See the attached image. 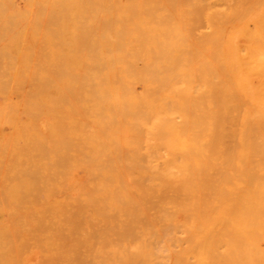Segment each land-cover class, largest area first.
Masks as SVG:
<instances>
[{"label": "rangeland", "instance_id": "1", "mask_svg": "<svg viewBox=\"0 0 264 264\" xmlns=\"http://www.w3.org/2000/svg\"><path fill=\"white\" fill-rule=\"evenodd\" d=\"M34 1L36 2H33V0H0V49H3L0 50V145L2 146H0V177L2 176L0 178V191L4 189L3 191H1L3 193V196L1 195L0 197L2 199L0 200V214L3 217H0V228H2L0 230V264H67V262H69V264H92V262L93 264H106V262H109V260V264H124V258L128 260V264H156V262L157 264H164V262L165 264H203V262L200 263V258L202 256L203 259H209L212 264H243V234H192L189 232L181 231L168 233L166 231H154L150 229L134 230L130 235H128L129 233H125V236L120 232H118L120 234L116 233L118 231L117 229H119V226L121 224L132 220L121 222L120 220L124 221L125 219H119L116 217H109L107 218V220H105L104 218L102 220L99 219L101 222L97 220L98 223L100 222V224L103 225L106 224L105 221H109V224L107 222L108 226L112 223L113 225L114 223H117L114 225L116 228L118 227L116 229L117 231H107L108 229L103 228L104 226L102 225L103 231L105 230L107 234L102 231L100 224L98 225L96 220L88 221L89 219H83V222H81V219H79L80 223L79 220L77 222L80 226H78L77 228L78 230H80L78 231L77 228L76 230L74 228H69L72 232H69L70 230H68L67 232L65 231L66 229L61 232L56 231V228H53V224L57 223V221L62 222L63 220L61 219H64L66 217L65 215H67L69 202L62 203L66 200L64 198H67V196H69L68 198L70 199L67 200L71 201L72 198L77 199L76 197H79L78 199L80 200V192L84 181L83 176L86 169L95 170V168L101 167L130 168L148 166H180L179 163L181 159L191 160L192 157L194 158L201 155V152L206 150L205 148L208 147L207 140L209 138L208 124L210 120V104L212 103V91L215 84V78L216 81H219V79L221 80L224 77L226 80L224 78L223 80L230 84V88L232 87V90L238 91H236L237 93L233 91V96L234 99L236 98L235 103L238 101L237 106L239 105L238 107L240 109L243 105L244 106L242 107V109L250 104H256L255 102L251 101L254 92H252L251 89L246 87L245 85V87L242 85L243 75L242 79H239L234 72L231 73V71L227 72L226 70V72L228 73L227 76H229V78L226 76L222 77V75H225V73L223 72L224 70H222L224 74H220L213 78V64L215 61L213 60V54L211 51V26L210 20L207 16V10L214 13L221 12L222 10H241V17L238 18L237 16V18L240 19L239 21L236 19L235 15L231 16L230 14L227 17V23L225 22L226 24L224 29H220L223 37L225 38H223V43H221L220 45V50H223L224 53L228 54L230 49L229 39L231 37H234L237 40V43L240 45L239 48L242 53H240L238 47H236L235 45L232 46V50L235 48L233 50V53L237 55L239 52L238 55H242V50L244 49V47H251V41L249 42V40H246V38L248 37V33L247 35L245 33V36L247 37L244 36V32L246 31L242 30L245 29L243 27V23L246 22V19H249L252 12L257 11V6L259 7L260 4H263L264 0H254L253 3L252 0L251 6L249 2V7H247V2V6L243 5L241 6V8L240 5L245 4V2L238 3L237 0H235L236 2L234 0H205V2L203 1L205 5L210 2L212 4L211 7L213 6L211 8L208 5H204V10L207 8V10L205 11H201L197 7V0H131L132 2H124L123 0ZM40 1L44 4V8L46 9H43V7H41L43 6V4ZM242 1L245 0H241V2ZM47 2L49 4L46 5ZM229 2L230 4H228ZM33 3H37L38 6L40 5L39 3H41V6H39L41 8L40 12L42 16L46 18L44 22V27L47 26L45 28V31H51V34L48 33L51 38L49 37V41L41 42V44L39 43L41 45V50L39 48V45L38 49L36 47L37 51H41L40 53H38L39 51L35 53L38 55H35V57H37L35 60H38V62L36 61L35 63L36 65L33 64L34 62H32L31 57L30 60H28L29 58L27 59L28 62H32V64L35 66H31L32 64L29 63V66H31L30 74L28 70H25L27 68H22L24 70H17L15 68H10L8 64L5 65L3 60V47H5V45L3 44V46L2 43H5L6 34H8L10 28L17 21V18L20 17L21 12L23 10H31V7L26 6L25 4L28 5ZM233 3L236 5V7L235 5H233ZM231 4L233 7L231 6ZM48 5H50V12L48 10ZM223 8L229 9L227 10ZM245 8L249 9L247 10ZM243 10L249 11V13L247 12L246 14V12H244ZM46 11H48V13L44 15V12ZM115 11L118 12L119 15ZM29 13L27 12V15H29ZM32 13L35 14L37 12L31 11V14ZM131 13L133 14L131 15ZM243 15H245L244 18L242 17ZM140 17H144V19L146 18L148 20H143V18L141 19ZM137 18H139V21H135L137 20ZM129 19L132 20V22ZM123 21L125 22L122 23ZM45 23H49V25ZM115 25H117L116 27H119L116 28ZM127 25L129 26L127 27ZM227 25L232 26L228 27ZM108 27L113 28L110 30V28ZM156 32H159V34ZM130 34H132L131 37ZM242 34L244 38L240 37L242 36ZM159 35H161V37ZM100 38H102V41ZM128 38L131 40L129 41ZM253 40H256V43H259L260 41L258 39ZM246 41H248L249 43L248 46L246 45ZM106 43L107 45H112V47H106ZM125 45L126 47H128L127 49ZM242 45H244V47H242ZM241 47L243 49H241ZM103 48H105L106 50ZM135 48L137 51L135 50ZM196 49L197 51H195ZM119 52L121 53V55ZM224 53L222 52L221 58H218L217 60V62L219 60H224L223 64L222 62H219L222 65L218 63L222 68L224 64H228L227 66H230L226 55L224 57L222 56ZM145 59H147L146 62ZM262 59H264V56H262L261 60ZM134 60H136V62ZM225 61L227 62V64ZM262 62H264V60L261 61L259 75H261L262 77H259V81L261 82L263 80V83L261 82L259 83V85L263 84L262 86H260V88L263 89L264 74L262 73L261 69L262 67H264V63ZM154 64H156L157 67ZM232 65L237 66L236 61L235 63L233 61ZM236 66L235 68H237ZM182 67L185 69L182 70ZM224 67L225 69L227 68L226 66ZM179 68L182 69L180 70ZM28 69H30V67ZM139 69H141V71ZM143 69L146 71H144ZM234 70L235 69H233V71ZM28 73L30 74V76ZM97 73L98 75H100V77L102 76L101 80H103L102 82H104V85L106 84L101 96L98 97V101L100 103V105L98 104V107L100 108L98 110H96L95 107L96 94L93 95L94 93H96L94 92V90H96V87H94V83H92L94 80L96 85V81L94 79L96 78V76L94 74ZM123 73L125 74V76L127 74L126 80V77L123 78ZM229 73L232 75V82L230 80L231 77ZM90 75L91 78L89 80V78L87 77H90ZM92 76H94V78H92ZM113 76L115 77L112 80ZM85 81L88 84H92L91 86L92 88L94 87V90L89 85V89H85L87 86V84H85ZM154 81L158 84H156ZM125 83H130L133 86L135 91L140 94V98L143 99L142 101L144 103L141 108H135L137 109L136 115L139 114L140 116H137L143 118H135L133 124L127 122L124 117L121 119L117 118L116 115V111L118 109V94L114 91V87L119 84L121 87H124ZM221 83L223 82L221 81ZM239 84H241L242 86H239ZM16 85L17 87H14ZM109 85H111L112 87H109ZM233 85H236L238 87ZM17 88H20L21 90H18ZM91 89L92 91H90ZM108 90H110V93ZM86 91L93 94L90 95L89 93H86ZM240 93L242 94L241 96H239ZM6 100L8 103H6ZM243 100H247L248 102L246 101L245 104H243ZM21 102L23 103L21 104ZM262 103L264 105V100ZM31 104L35 106H32ZM263 105L260 110V115H263L262 117L260 116V120H262L261 124H263L262 131H264ZM239 108L237 112L238 114L240 110ZM202 127H204L203 130H201ZM173 128H175L176 131ZM198 128L199 130H201L200 132ZM190 131L193 133H191ZM192 134L194 135L192 136ZM228 135L229 136L226 135L227 138H225V140L227 141H230L228 137H232L231 139H234L233 141L237 139L236 136H234L233 138L232 135H234V133H228ZM262 138H264V136ZM117 140H120V144ZM179 140L181 141L180 145L183 143L182 146L179 145L175 150L172 151L171 144L177 143ZM128 144L129 146H127ZM234 144L235 143H233L231 140L228 145L234 146ZM17 146L19 147L16 148ZM158 146L159 148L161 146V149L157 148ZM163 146L165 148L167 146L169 147L165 149ZM199 146L201 147V149H198L200 148ZM24 147H27L28 149ZM35 148H37L38 150H35ZM141 150L142 152H140ZM147 153H149L148 156ZM157 156L158 159H160L161 157V159L163 160L173 157L177 164L157 165L155 164ZM112 158L113 160L115 159V161H113ZM152 159L154 162L152 161ZM38 160H40L42 165ZM103 161H106V164H104L105 162ZM124 161L126 162L124 163ZM129 162L131 165L129 164ZM113 163L115 164L113 165ZM1 170L4 171L1 172ZM74 175L76 178H74ZM71 178L74 179L72 180ZM68 184H71V186H68ZM72 184H75V186ZM78 184L80 187H78L80 192L78 191V188H76V191L79 192L76 193L74 189L76 186H78ZM80 184L82 186H80ZM61 186H65L67 190L65 191V189ZM72 186H74V188L71 190ZM62 191L65 192L64 194L66 196L62 194ZM67 191L70 192H68L69 195H67ZM71 191L74 192L71 193ZM76 194L78 195L76 196ZM58 204H64L63 207H65L63 208V210L62 206L60 207V205ZM56 205L58 206L55 207ZM57 208L60 210H58ZM61 213L63 215L65 213L64 217L60 215ZM112 218H114L115 221L111 222L110 220H112ZM136 220L138 222L140 221V224H145L146 221L148 223L158 222V220L146 218H137L135 220L133 219L134 222H132L137 224L138 222ZM86 221L88 222V224H97L96 226L99 230V234H97V231H95L96 226L94 227L92 225V228L86 223ZM102 221L105 223H102ZM82 223L84 225H82ZM89 227L91 228L89 229ZM92 232L96 233V237L99 238L97 239L95 236V238L92 237L94 235V233L93 235L91 234ZM72 233H74L73 235H76V237L79 239L87 238L86 235L88 234L87 236L96 240V242L94 241L95 245L97 243L101 244L103 242L104 246L102 244V250L107 254H104L102 253L103 251H100L102 254L100 255L99 253L98 255L96 251L99 252V250H101V246H99V248L98 245H96L95 247L98 248H95V250L93 246L94 244L91 245L92 240L90 239L89 241H84L86 243H84L83 240H80V242H83L81 243L84 244V247L87 245L86 247L89 248V250H92V252L95 251V255L97 254L99 256L98 257L96 255L98 257L97 259L95 256H93L92 258L91 255L93 254H90L91 251L85 249L84 247L83 249L80 248V252L84 250L85 252L83 251L82 254L86 256L82 254L79 255L82 257L84 256L86 259L83 260L81 258L82 260H78L80 259V257L78 259H75L76 257H74V255H72L71 253L70 256L74 257L75 261L73 258L69 256L67 257V254L64 255L65 253L63 250L65 249V247H62L64 245V241L62 243V239L65 238L63 240L68 241V239L70 238V240H73V238L75 237L71 236ZM101 233L103 234L100 235ZM109 233L112 234V238L116 240V246L114 245V243H112V240L114 239L111 238V240L110 238H108L111 237L109 236ZM90 234L92 236H90ZM175 234L178 235L175 236ZM101 236L107 239V241L103 239L102 242H99ZM119 236L120 238H118ZM224 237L226 239H224ZM181 238H184V243ZM108 239L112 241L111 245H114L113 247H117L118 251L115 258H109V256H111L113 253L112 251L108 252L112 248L111 245L109 246ZM193 241H195L194 244ZM105 242L107 244V247L105 246ZM58 243L62 246H59ZM157 244L159 247H157ZM182 244L184 246H187L184 247ZM175 245L177 251L175 249H172L171 247L173 246V248H175ZM201 245H203V248ZM260 245L264 247L263 243H260ZM104 247L107 249H105ZM165 247L168 249H166ZM53 248L56 251L53 250ZM86 250L87 252H89V254L86 252ZM59 251L61 252L59 253ZM263 251L261 253V256L263 255L264 258ZM127 252L129 254H126ZM152 252L154 253L153 256ZM206 252L209 255H207ZM88 255H90L91 257H88ZM102 255L106 256V261L103 259L105 257H100ZM65 256L67 258V261L66 259H64ZM99 258L104 260V262ZM166 258H169V261ZM68 259L70 261H68ZM98 259L100 260L99 262L102 261L103 263H99ZM95 261L96 263H94Z\"/></svg>", "mask_w": 264, "mask_h": 264}, {"label": "bare ground", "instance_id": "2", "mask_svg": "<svg viewBox=\"0 0 264 264\" xmlns=\"http://www.w3.org/2000/svg\"><path fill=\"white\" fill-rule=\"evenodd\" d=\"M12 1V0H11ZM26 1V0H25ZM29 1V0H28ZM32 1V0H30ZM83 1V0H82ZM124 2H130L131 0H123ZM141 1V0H140ZM203 1L205 2V0H197V7L202 11L204 10V5L205 3H203ZM210 1V0H209ZM235 1V0H234ZM252 0H245V1H238L239 3H243L245 2V4L240 5H246L247 6V2H248V6L249 7V2H250V6ZM23 2V1H22ZM33 2H36L33 0ZM39 2V1H38ZM41 2V1H40ZM45 2V1H44ZM49 2V1H48ZM46 3L49 4V3ZM132 2V1H131ZM143 2V1H142ZM145 2V1H144ZM208 2V1H207ZM236 2V1H235ZM254 2V0L252 1V3ZM42 3V2H41ZM41 3H39L41 6ZM141 3V2H140ZM210 3V2H209ZM209 3H207L206 5L211 7V3L209 5ZM262 3V2H261ZM16 4V3H15ZM43 4V3H42ZM51 4V3H50ZM126 4V3H125ZM129 4V3H128ZM227 4V3H225ZM230 4V2L228 3ZM26 6H30L31 10H23L21 12V15L19 18H17V21L13 24V26L10 28L8 34H6L5 37V43H2V45L4 44L5 47L4 48V56H3V60L5 65H9L10 68H15V69H21V70H28L29 73L31 71V66H34L33 64L36 63V61L38 62V60H35L38 56L37 53H40L41 48H40V44L41 42H45V41H49V37L50 35L48 33H50L51 31H45V28L47 26L44 27V22L46 20L45 17L42 16L41 12H40V7L38 6L37 3H33V4H25ZM205 5V6H206ZM224 5V2H223ZM233 5H235L233 3ZM239 5V4H238ZM13 6V5H12ZM16 6V5H15ZM49 6V12H50V5ZM47 6V7H48ZM114 6V5H113ZM130 6V5H129ZM226 6V5H225ZM232 6V4H231ZM245 6V7H246ZM17 7V6H16ZM19 7V6H18ZM44 8V4L43 6ZM122 7V6H121ZM134 7V6H132ZM176 7V6H175ZM213 7V6H212ZM211 7V8H212ZM229 7V6H228ZM233 7V6H232ZM236 7V5H235ZM239 8V7H238ZM243 8V7H242ZM256 8V6H255ZM123 9V8H122ZM134 9V8H133ZM223 9H227V8H223ZM229 9V8H228ZM227 9V10H228ZM231 9V8H230ZM247 9V8H245ZM249 9V8H248ZM247 9V10H248ZM121 10V9H120ZM179 10V9H178ZM207 10V8L205 9ZM204 10V11H205ZM232 10V11H231ZM228 10V11H224L222 10L221 12H209L207 10V16L210 20V26H211V43H212V54H213V60L215 61L213 64V78L215 76H218L220 74H224L223 76H226L229 78L228 75V71L231 73L234 72L235 75L237 76V78L242 79V75H243V86L245 85L246 87L250 88L252 92H254V94L251 95L252 99L251 101L255 102L253 104L255 105H248L245 106L243 109L242 106L241 109L237 106V102L235 103V99L233 96V91L236 92L235 90H232V87L230 88V84H228V82H225L223 80V78L219 81H216L214 79V86H213V91H212V103L210 104V120H209V138L207 140L208 142V147L205 148L206 150H204L203 152H201V155L197 156V157H192L191 160H187L184 159L180 161L179 165L177 166V162L175 161V159L169 158L166 160L158 159V156L155 160V164L159 165V164H169V165H176V166H153V167H130V168H95V170L92 169H86L84 176H83V186L80 184V186H82L81 192L79 190V184L78 186L75 187L74 191L77 193L78 191L81 193V198L80 200L78 199L79 197H76L77 199H71V201H68L70 198H68L69 196H67V198L65 201H63L62 203H68L69 202V209L67 211V215L64 219L62 218L61 220H63L62 222H58L53 224V228H56V231H67L74 228L76 230V228L80 225H78L81 222H83L82 220L84 219H89L88 221L91 220H98L99 219H105L107 220V218L109 217H116L119 219H125L124 221L120 220L121 222H125L126 220H132L133 219H155L158 220L157 223H148L146 221L145 224H140L137 220V222L139 223H133L132 221H127L124 224H121L119 226V229H117L114 225L117 223H113L109 224V221H105L106 224H100V222L97 224H100V227L102 228V225L104 226L103 228H107V231H117L116 233L120 232L122 235L124 234L126 236L127 233H129L128 235H130L134 230H154V231H166V232H176V231H181V232H189V233H206V234H213V233H234V234H243V264H263L264 262V258L263 255L261 256L262 251L264 250V247H262L260 245V243L264 244V138H262L264 136V131L263 127L261 124L262 120H260V116L262 117L263 115H260V110L261 107L263 105V100H264V88H260L259 83H263V80L260 82L259 81V77L261 75H259L260 72V67H261V61H263L264 59L261 60L262 54H264V2L263 4H260V6H257V11L256 12H252L249 19H246V22L243 23V27L245 29H242L244 32V36L245 33L247 35L248 33V37L246 38V40H249L250 42V46L251 47H244V45H242V47H244V49L241 47V49H243V54L242 55H236L233 53V49L232 50V46L235 45L236 47H238V50L240 51L239 48V44L237 43V40L234 37H231L229 39V53L226 54L224 53V51L220 50V45L221 43H223V35L222 32L220 31L221 28L224 29L225 24L227 23V17L231 14L235 15L236 19L239 21L240 19H238L239 17H241V10H237L234 11L233 9ZM31 11L37 12L35 14H31ZM131 11V10H130ZM142 11V10H141ZM244 12L249 13V11L243 10ZM13 12V11H12ZM20 12V11H19ZM27 12L29 13V15H27ZM97 12V11H96ZM116 12V11H115ZM121 12V11H120ZM144 12V11H143ZM48 11L44 12V15L47 14ZM98 13V12H97ZM118 13V12H116ZM134 13V12H133ZM131 13V15L133 14ZM145 13V12H144ZM237 13V14H235ZM243 13V12H242ZM16 14V13H15ZM14 14V15H15ZM32 16H31V15ZM143 14V13H141ZM245 14V15H246ZM119 15V13H118ZM121 15V14H120ZM130 15V14H128ZM139 15V14H138ZM245 15H243L242 17L244 18ZM107 16V15H106ZM127 16V15H126ZM134 16V15H133ZM152 16V15H151ZM238 16V18H237ZM104 17V16H102ZM119 17V16H118ZM138 17V16H137ZM114 18V17H113ZM120 18V17H119ZM141 18V17H140ZM143 20L144 17H142ZM141 18V19H142ZM231 18V17H229ZM128 19V18H127ZM132 19V18H131ZM139 18H137V20L135 21H139ZM235 19V18H233ZM242 19V18H241ZM97 20V19H96ZM107 20V18H106ZM130 20V19H129ZM148 19H146L147 21ZM208 20V21H209ZM13 21V20H12ZM100 21V20H99ZM115 21V20H114ZM132 22V20H130ZM142 21V20H141ZM125 21H123L122 23H124ZM226 22V23H225ZM241 22V21H240ZM107 23V22H106ZM134 23V20H133ZM47 24V23H45ZM49 25V23L47 24ZM92 26V25H91ZM117 25H115L116 27ZM129 25H127L128 27ZM133 26V25H131ZM144 26V25H143ZM146 26V25H145ZM228 27L232 26V25H227ZM226 26V27H227ZM98 27V26H97ZM119 27V26H118ZM116 27V28H118ZM125 27V24H124ZM142 27V26H141ZM110 28V27H108ZM113 28V27H112ZM110 28V30L112 29ZM104 29V28H103ZM115 30V29H114ZM130 30V29H129ZM137 30V29H136ZM228 30V29H227ZM126 31V30H125ZM132 31V30H131ZM159 34V32H156ZM243 33V32H242ZM51 34V33H50ZM114 34V33H113ZM123 34V33H122ZM135 34V33H134ZM109 35V34H108ZM126 35V34H125ZM132 34H130L131 37ZM138 35V34H137ZM156 35V34H155ZM5 36V34H4ZM99 36V35H98ZM135 36V35H134ZM132 36V37H134ZM157 36V35H156ZM161 37V35H159ZM225 36V35H224ZM101 37V36H100ZM106 37V36H105ZM118 37V36H117ZM125 37V36H124ZM159 37V38H160ZM241 38L243 37L240 36ZM51 38V37H50ZM99 38V37H98ZM157 38V37H155ZM102 41V38H100ZM127 39V37H126ZM146 39V38H145ZM225 39V38H224ZM253 39H258L260 40L259 43H256V40L254 41ZM3 40V38H2ZM105 40V39H103ZM128 40L130 41L131 39L128 38ZM156 40V39H155ZM245 40V39H244ZM126 41V40H125ZM133 41V40H132ZM98 42V40H97ZM109 42V41H108ZM111 42V41H110ZM134 42V41H133ZM132 42V43H133ZM247 42V46H248V41ZM245 42V43H246ZM40 43V44H39ZM47 43V42H46ZM100 43V42H99ZM126 43V42H124ZM128 43V42H127ZM48 44V43H47ZM122 44V43H121ZM258 44V45H257ZM1 45V44H0ZM3 45V46H4ZM38 45L40 50L37 51L38 49ZM45 45V44H43ZM104 45V44H103ZM102 45V46H103ZM107 45V43H106ZM115 45V44H114ZM127 45V44H126ZM125 45V47H126ZM151 45V43H150ZM245 45V46H246ZM254 45V46H252ZM256 45V46H255ZM112 47V45H107L106 47ZM124 46V45H123ZM140 46V45H139ZM154 46V45H153ZM37 47V49H36ZM116 47V46H114ZM182 47V46H181ZM128 47H126L127 49ZM143 48V47H142ZM148 48V47H147ZM170 48V47H169ZM174 48V47H173ZM222 48V47H221ZM105 49V48H103ZM118 49V47H117ZM125 49V50H126ZM224 49V48H223ZM3 50V49H0ZM36 50V52H35ZM44 50V49H43ZM106 50V49H105ZM111 50V49H109ZM133 50V49H132ZM136 50V48H135ZM164 50V49H163ZM185 50V49H184ZM225 50V49H224ZM92 51V50H91ZM127 51V50H126ZM137 51V50H136ZM160 51V50H159ZM158 51V52H159ZM165 51V50H164ZM197 51V49L195 50ZM263 51V52H262ZM122 52V51H121ZM224 53L222 56L224 57L226 55V57L228 58V63L230 66H227V62L224 66H226L227 68L225 69V67L223 66V68L219 65L221 63L219 62H224V60L222 61H218V58H221V53ZM34 53V54H33ZM120 53V52H119ZM133 53V52H132ZM175 53V52H174ZM240 53H242L240 51ZM110 54V53H108ZM128 54V52H127ZM149 54V53H148ZM34 55V56H33ZM47 55V54H46ZM60 55V54H59ZM106 55V54H105ZM121 55V53H120ZM132 55V54H131ZM176 55V54H173ZM33 56V58H32ZM100 56V55H98ZM115 56V55H114ZM134 56V55H133ZM30 57L32 59V62H34L32 64V62H28V60H30ZM130 57V55H129ZM151 57V56H150ZM160 57V56H159ZM39 58V57H38ZM122 58V57H121ZM147 58V57H145ZM152 58V57H151ZM104 59V57H103ZM106 59V58H105ZM143 59V58H142ZM183 59V58H182ZM224 59V58H223ZM35 60V61H34ZM42 60V59H41ZM147 59H145L146 62ZM154 60V59H153ZM113 61V60H112ZM136 62V60H134ZM236 61L237 66L236 65H232V62ZM243 61V62H242ZM134 62V64H135ZM156 62V61H155ZM154 62V63H155ZM180 62V61H179ZM29 63L32 64L31 66H29ZM101 63V62H100ZM126 63V62H125ZM157 63V62H156ZM219 63V64H218ZM243 63V64H242ZM264 63V62H262ZM97 64V63H96ZM221 64V65H222ZM36 65V64H35ZM120 65V64H119ZM118 65V66H119ZM124 65V64H122ZM127 65V64H126ZM146 65V64H144ZM156 66V64H154ZM197 65V64H196ZM30 69H28L29 67ZM133 66V65H132ZM131 66V67H132ZM143 66V65H142ZM234 66V67H232ZM235 66L237 68H235ZM35 67V66H34ZM111 67V66H110ZM124 67V66H123ZM121 67V68H123ZM134 67V66H133ZM157 67V66H156ZM160 67V66H159ZM170 67V66H169ZM180 67V66H179ZM220 67V68H219ZM24 68V69H22ZM107 68V67H106ZM149 68V67H148ZM183 68V67H182ZM181 68V69H182ZM222 68V69H221ZM235 69L233 71V69ZM33 69V67H32ZM137 69V68H136ZM180 69V68H179ZM178 69V71H179ZM180 69V70H181ZM185 68H183L182 70H184ZM187 69V68H186ZM11 70V69H10ZM35 70V69H34ZM138 70V69H137ZM141 71V69H139ZM144 70V69H143ZM149 70V69H148ZM222 70H224L222 72ZM227 70V72H226ZM262 73L264 74L263 70L264 67H262ZM27 71V72H28ZM79 71V70H78ZM103 71V70H102ZM146 71V70H144ZM221 71V72H220ZM14 72V71H13ZM12 72V73H13ZM25 72V71H23ZM98 72V71H97ZM115 72V71H114ZM113 72V74H114ZM119 72V71H118ZM175 72V71H174ZM28 73V74H29ZM99 73V72H98ZM94 74L96 76V78H94V76H92V78L95 79L96 81V85L95 82L93 80L92 83H94V87H96V90H94V87L92 88V84H88L86 81L85 84H87V86L89 85L94 92L96 93H89L88 91H86V93H89L90 95L96 94V110L100 109L98 106L100 105L99 101H98V97L101 96L103 90L105 89V85L104 82H102L103 80H101L100 75ZM144 73V72H142ZM150 73V71H149ZM26 74V73H25ZM24 74V75H25ZM31 74V73H30ZM29 74V76H30ZM46 74V73H45ZM101 74V73H100ZM119 74V73H118ZM117 74V75H118ZM124 74V73H123ZM122 74V75H123ZM230 74V73H229ZM262 74V75H263ZM120 75V74H119ZM118 75V76H119ZM139 75V74H138ZM146 75V74H145ZM188 75V74H187ZM46 76V75H45ZM127 76V74H126ZM125 74L123 76L126 77ZM232 75L230 74V77ZM235 76V77H236ZM13 77V76H12ZM115 76H113L112 80L114 79ZM154 77V76H153ZM177 77V76H176ZM219 77V78H220ZM233 77V78H235ZM262 77V76H261ZM5 78V77H4ZM8 78V77H7ZM91 78L90 77H87ZM190 78V77H189ZM9 79V78H8ZM12 79V78H11ZM15 79V78H14ZM17 79V78H16ZM30 79V78H29ZM127 79V77L125 78V80ZM131 79V78H129ZM225 79V78H224ZM18 80V79H17ZM27 80V78H26ZM88 80V82H89ZM91 80V81H92ZM157 80V78H156ZM187 80V79H186ZM185 80V81H186ZM226 80V79H225ZM231 82L232 77H231ZM105 81V80H104ZM150 81V80H149ZM174 81V80H173ZM221 81L223 83H221ZM3 82V81H2ZM16 82V81H15ZM20 82V81H19ZM155 82V81H154ZM225 82V83H224ZM156 84H158L157 82H155ZM217 83V84H216ZM240 83V82H238ZM237 83V84H238ZM19 84V83H18ZM160 84V83H159ZM235 84V83H234ZM21 85V84H20ZM241 84H239L240 86ZM241 85V86H242ZM85 89H89V86ZM111 85H109L110 87ZM236 86V85H233ZM244 86V87H245ZM5 87V86H4ZM14 87H17L14 86ZM85 87V85H84ZM107 87V86H106ZM112 87V86H111ZM154 87V86H152ZM238 87V86H236ZM13 88V87H12ZM27 88V87H26ZM33 88V87H31ZM151 88V87H150ZM235 88V87H234ZM233 88V89H234ZM243 88V87H242ZM241 88V89H242ZM18 90H21L20 88H17ZM84 89V91H85ZM87 89V90H88ZM92 89L90 91H92ZM112 90V89H111ZM8 91V89H7ZM30 91V90H29ZM110 93V90H108ZM114 91L118 94V100H117V111H116V115L117 118L121 119V118H125L127 122H130V124H133L134 119L138 118L139 116L136 115L137 109L141 108L143 106V99H141L140 94H138L135 89L133 88V86L130 83H125L124 87H121L120 84L114 87ZM138 91V90H137ZM107 92V91H106ZM105 92V93H106ZM238 92V91H237ZM236 92V93H237ZM249 92V91H248ZM3 93V92H2ZM5 93V92H4ZM8 93V92H7ZM112 94V92H111ZM114 94V93H113ZM250 94V93H249ZM92 95V96H93ZM166 95V94H165ZM236 95V94H235ZM242 94L240 93L239 96H241ZM159 96V95H158ZM117 97V96H116ZM121 97V98H119ZM250 97V96H249ZM4 98V97H3ZM95 98V96H94ZM242 98V97H241ZM151 99V98H150ZM240 99V98H239ZM245 100V99H244ZM243 100V101H244ZM30 101V100H29ZM108 101V100H107ZM247 101V100H246ZM243 104H245V102ZM26 102V101H25ZM112 102V99H111ZM248 102V101H247ZM6 103L7 100H6ZM11 103V102H10ZM13 103V102H12ZM23 102H21L22 104ZM151 103V102H150ZM99 104V105H98ZM240 104V101H239ZM248 104V103H247ZM32 105V104H31ZM86 105V104H85ZM108 105V104H107ZM150 105V104H148ZM13 106V105H11ZM22 106V105H21ZM35 106V105H32ZM147 106V105H146ZM156 106V105H155ZM241 106V105H240ZM106 107V106H105ZM110 107V106H109ZM239 110V114L238 112V108ZM264 107V105H263ZM11 108V107H10ZM137 108V109H135ZM33 109V108H32ZM116 109V108H115ZM263 109V108H262ZM95 111V110H94ZM105 111V110H104ZM175 111V110H174ZM88 112V111H87ZM112 112V111H110ZM139 113V112H138ZM84 114V113H83ZM108 114V113H107ZM187 114V113H186ZM238 114V115H236ZM8 115V114H7ZM82 115V114H81ZM94 115V114H93ZM202 115V114H201ZM4 116V115H3ZM24 116V115H23ZM142 116V115H141ZM193 116V115H192ZM2 117V116H1ZM20 117V116H19ZM111 117V116H110ZM109 117V118H110ZM207 117V116H206ZM99 118V117H98ZM141 118V117H139ZM138 118V119H139ZM143 118V117H142ZM141 118V119H142ZM160 118V117H159ZM46 119V118H45ZM157 119V118H156ZM91 120V118H90ZM154 120V118H153ZM175 120V119H173ZM184 120V119H183ZM7 121V120H6ZM112 121V120H111ZM110 121V122H111ZM116 121V119H115ZM161 121V120H160ZM195 121V120H194ZM207 121V120H206ZM264 121V120H263ZM91 122V121H90ZM144 122V121H143ZM142 122V123H143ZM150 122V121H149ZM9 123V122H8ZM7 123V124H8ZM50 123V122H49ZM118 123V122H117ZM116 123V124H117ZM34 124V123H33ZM48 124V123H47ZM105 124V123H104ZM108 124V123H107ZM115 124V125H116ZM139 124V123H138ZM175 124V123H174ZM189 124V123H188ZM6 125V123H5ZM103 125V124H102ZM121 125V124H120ZM144 125V124H143ZM149 125V124H148ZM186 125V124H185ZM2 126V125H1ZM47 126V125H45ZM111 126V125H110ZM139 126V125H137ZM188 126V125H187ZM197 126V125H196ZM206 126V125H205ZM179 127V126H178ZM200 127V126H199ZM5 128V127H4ZM81 128V126H80ZM111 128V127H110ZM122 128V127H121ZM135 128V127H134ZM142 128V127H141ZM153 128V127H152ZM186 128V127H185ZM193 128V126H192ZM204 127H202L201 130H203ZM105 129V128H104ZM148 129V127H147ZM175 130V128H173ZM14 130V129H13ZM129 130V129H128ZM127 130V131H128ZM199 130V128H198ZM199 130V132L201 131ZM176 131V130H175ZM192 131V130H191ZM190 131V132H191ZM205 131V129H204ZM26 132V131H25ZM115 132V131H114ZM122 132V131H121ZM145 132V131H144ZM178 132V131H177ZM14 133V132H13ZM16 133V132H15ZM159 133V132H158ZM157 133V134H158ZM175 133V132H174ZM186 133V132H185ZM193 133V132H191ZM205 133V132H204ZM228 133H234V136H236V142L233 141L234 139H231L230 137H228L230 139V141L225 140L226 135H228ZM110 134V133H109ZM122 134V133H121ZM130 134V133H129ZM148 134V133H147ZM153 134V133H152ZM263 134V135H262ZM13 135V134H12ZM23 135V134H22ZM47 135V133H46ZM45 135V136H46ZM128 135V132H127ZM144 135V134H143ZM194 134H192L193 136ZM207 135V134H206ZM3 136V135H2ZM24 136V135H23ZM39 136V135H38ZM50 136V135H49ZM186 136V135H185ZM188 136V135H187ZM205 136V135H204ZM7 137V136H6ZM22 137V136H21ZM32 137V135H31ZM30 137V138H31ZM86 137V136H85ZM84 137V138H85ZM97 137V136H96ZM113 137V136H112ZM159 137V136H158ZM200 137V135H199ZM20 138V137H19ZM18 138V139H19ZM29 138V139H30ZM93 138V137H92ZM114 138V137H113ZM116 138V136H115ZM165 138V137H164ZM28 139V138H27ZM34 139V138H33ZM37 139V138H35ZM49 139V138H48ZM103 139V137H102ZM134 139V138H133ZM146 139V138H145ZM163 139V138H162ZM166 139V138H165ZM203 139V138H202ZM17 140V139H16ZM32 140V139H31ZM108 140V139H107ZM112 140V138H111ZM155 140V139H154ZM235 143L234 146L233 145H228L230 142ZM263 140V141H262ZM23 141V140H22ZM39 141V140H38ZM109 141V140H108ZM115 141V140H114ZM113 141V142H114ZM118 141V140H117ZM120 141V140H119ZM118 141V143H119ZM135 141V140H134ZM174 141V140H173ZM193 141V140H192ZM226 141V142H225ZM34 142V141H33ZM32 142V143H33ZM99 142V141H98ZM112 142V143H113ZM116 142V141H115ZM151 142V141H150ZM180 140L177 143H173L171 144V149L172 151L175 150L179 145H180ZM7 143V142H6ZM22 143V142H21ZM27 143V142H26ZM31 143V142H30ZM149 143V142H147ZM163 143V142H162ZM161 143V144H162ZM187 143V142H186ZM228 143V144H226ZM36 144V143H35ZM44 144V143H43ZM120 144V143H119ZM146 144V143H145ZM183 144V143H182ZM182 144L180 146H182ZM204 144V143H203ZM3 145V144H2ZM26 145V144H25ZM39 145V144H38ZM112 145V144H111ZM126 145V144H125ZM154 145V144H153ZM190 145V144H189ZM194 145V144H193ZM1 146V145H0ZM15 146V145H14ZM36 146V145H35ZM106 146V145H105ZM129 146V144L127 145ZM150 146V145H149ZM165 146V145H164ZM163 146V147H164ZM2 147V146H1ZM19 146H17L16 148H18ZM23 147V146H22ZM29 147V145H28ZM38 147V146H37ZM112 147V146H111ZM169 147V146H167ZM166 147V148H167ZM200 147V146H199ZM27 148V147H24ZM31 148V147H30ZM39 148V147H38ZM99 148V147H98ZM159 148V146L157 147ZM165 148V147H164ZM165 148V149H166ZM28 149V148H27ZM37 148H35L36 150ZM40 149V148H39ZM50 149V148H49ZM114 149V148H112ZM161 149V146L160 148ZM198 149H201L198 148ZM38 150V149H37ZM45 150V149H44ZM131 150V149H130ZM146 150V149H145ZM157 150V149H156ZM155 150V151H156ZM50 151V150H49ZM48 151V152H49ZM3 152V151H2ZM6 152V151H5ZM12 152V151H11ZM20 152V151H19ZM18 152V153H19ZM40 152V151H39ZM43 152V151H42ZM142 152V150L140 151ZM168 152V151H167ZM177 152V151H176ZM7 153V152H6ZM9 153V152H8ZM13 153V152H12ZM16 153V151H15ZM44 153V152H43ZM119 153V152H118ZM117 153V154H118ZM188 153V152H187ZM200 153V152H199ZM2 154V153H1ZM35 154V151H34ZM115 154V152H114ZM158 154V153H157ZM172 154V153H171ZM189 154V153H188ZM11 155V154H9ZM149 155V153H147V156ZM170 156V154H169ZM168 156V157H169ZM41 157V156H40ZM115 157V156H114ZM113 157V158H114ZM182 157V156H181ZM45 158V157H44ZM103 158V157H102ZM112 158V160H113ZM116 158V157H115ZM120 158V157H119ZM136 158V157H135ZM134 158V159H135ZM165 158V157H164ZM10 159V157H9ZM128 159V158H127ZM148 159V158H147ZM16 160V159H15ZM37 160V159H36ZM103 160V159H102ZM109 160V159H108ZM136 160V159H135ZM144 160H145V156H144ZM39 163L41 164L40 160H38ZM115 161V159L113 160ZM120 161V160H119ZM153 161V159H152ZM104 164H106V161ZM109 162V161H108ZM126 161H124L125 163ZM132 162V161H131ZM154 162V161H153ZM43 163V162H42ZM101 163V162H100ZM115 163H113L114 165ZM120 164V163H119ZM130 164V162H129ZM143 164V163H142ZM42 165V164H41ZM131 165V164H130ZM129 165V166H130ZM1 167V166H0ZM54 167V166H53ZM3 168V167H2ZM33 168V167H32ZM1 169V168H0ZM40 170V169H39ZM85 170V169H84ZM83 170V171H84ZM4 170H1V172ZM66 171V170H65ZM71 171V170H70ZM75 172V171H74ZM48 175V174H47ZM6 176V175H5ZM51 176V175H50ZM2 177V176H1ZM0 177V178H1ZM33 177V176H32ZM68 177V176H67ZM65 178V177H64ZM74 178L75 175H74ZM74 178H71L72 180ZM12 179V178H11ZM24 179V178H23ZM57 179V178H55ZM66 179V178H65ZM70 179V178H69ZM79 179V178H78ZM68 181V180H67ZM63 182V181H61ZM66 182V181H65ZM1 183V182H0ZM82 183V181H81ZM37 184V183H36ZM62 184V183H61ZM1 185V184H0ZM63 185V184H62ZM71 186V184H68V186ZM75 186V184H72ZM5 186V184H4ZM74 186L71 187V190L74 188ZM56 187V186H54ZM62 187V186H61ZM67 187V185H66ZM66 187H62L65 189V191L67 190ZM79 187V188H78ZM3 188V185H2ZM6 188V187H5ZM15 188V187H14ZM23 188V187H22ZM60 188V187H58ZM76 188H78V191H76ZM30 189V188H29ZM53 189V188H52ZM4 190V189H3ZM1 190V191H3ZM69 190V189H68ZM0 191V197L1 195L3 196V193ZM15 191V189H14ZM51 191V190H50ZM56 191V190H53ZM70 191V190H69ZM69 191H67V195H69ZM74 191H71L74 192ZM63 192V191H62ZM69 192V193H68ZM78 192V193H79ZM21 193V192H20ZM40 193V192H39ZM65 192H63L62 194L64 196H66L64 194ZM78 194H76L77 196ZM80 196V194H79ZM16 199V198H15ZM44 199V198H43ZM68 199V200H67ZM0 200H2L0 198ZM13 201V200H12ZM20 201V200H19ZM41 202V201H40ZM1 204V202H0ZM38 205V204H37ZM50 205V204H48ZM60 205V207L62 206V210L63 205ZM58 205H56L55 207H57ZM39 206V205H38ZM67 206V205H66ZM54 207V206H53ZM59 207V208H60ZM51 209V208H50ZM58 209V208H57ZM46 210V209H45ZM48 210V209H47ZM60 210V209H58ZM42 211V210H41ZM65 211V210H64ZM31 213V212H30ZM36 214V212H35ZM44 214V213H43ZM61 216L64 217V215L61 213ZM44 216V215H43ZM48 216V215H47ZM0 217H2V215L0 214ZM3 218V217H2ZM38 218V217H37ZM49 218V217H48ZM44 219V218H43ZM111 219V218H110ZM1 220V219H0ZM79 220V223L77 222ZM154 220V221H155ZM42 221V220H41ZM104 221V220H103ZM102 223H105L103 222ZM112 221H115L114 218H112ZM152 221V222H154ZM108 222V224H107ZM110 222V223H111ZM117 222V220H116ZM86 223L88 224V222L86 221ZM85 223V224H86ZM93 223V222H92ZM143 223V222H141ZM40 224V223H39ZM97 224H88L90 225L92 228L93 226L95 227ZM82 225H84L82 223ZM93 225V226H92ZM118 226V225H116ZM2 227V226H1ZM89 227V229L91 228ZM99 227V226H98ZM70 228V229H69ZM80 228V227H79ZM82 228V227H81ZM84 228V227H83ZM100 228V229H101ZM102 228V231H103ZM2 228H0L1 230ZM63 229V230H62ZM117 229V230H116ZM78 230V228H77ZM80 230V229H79ZM78 230V231H79ZM84 231V230H83ZM95 231H97L98 233V229L96 226ZM69 232H72L71 230ZM105 232V230L103 231ZM90 233V232H89ZM94 232H92L91 234L93 235ZM106 233V232H105ZM118 233V234H120ZM126 233V234H125ZM165 233V232H164ZM163 233V234H164ZM167 233V234H168ZM67 234V233H66ZM64 234V235H66ZM74 233H72V237L74 236L75 238H73V240H70V238H66L67 240H63L65 238L62 239V243L64 241V245L62 246L61 244H59V246L61 245L62 247H65L64 251V255L67 254V257H71L70 253L72 255H74V257H76L75 259H78L80 257V259L78 260H84L86 259L84 256V254H82V252H80V248L83 249L84 244H82L84 241H89L90 239L92 240L91 245L94 246L95 248H98L99 246H101V250L96 251L97 254L100 255L102 253H104V251L102 250V244H103V239H105L103 236L100 237L99 242L101 241L102 243H97L96 245H98V247H95V243L96 242L95 239L90 238L89 236L86 235L87 238H83V239H79L76 237V235H73ZM90 234V236H92ZM96 233H94V235L92 237H96L97 235ZM103 233H101L100 235H102ZM107 234V233H106ZM117 234V235H118ZM180 234V233H179ZM63 235V237H64ZM127 235V236H128ZM178 234H175V236ZM80 236V235H79ZM106 236V235H105ZM108 238H112V234L109 233ZM164 236V235H163ZM181 236V235H180ZM196 236V235H195ZM199 236V235H198ZM70 237V236H69ZM89 237V238H88ZM94 237V238H95ZM103 237V238H102ZM115 237V235H114ZM179 237V236H178ZM97 238V237H96ZM99 238V237H98ZM97 238V239H98ZM102 238V239H101ZM120 238V236L118 237ZM167 238V237H166ZM208 238V237H207ZM75 239V240H74ZM114 239V238H112ZM111 239V240H112ZM143 239V236H142ZM224 239H226L224 237ZM232 239V238H231ZM70 240V241H69ZM80 240H83V242L81 243ZM107 241V239H105ZM109 240V239H108ZM109 240V246L111 245V242L114 243V245L116 246L117 242L116 240ZM159 240V237H158ZM177 240V239H175ZM180 240V239H179ZM181 240H183L184 243V238H181ZM199 240V239H197ZM79 241V242H78ZM140 241V240H139ZM152 241V240H151ZM98 242V240H97ZM125 242V241H124ZM163 242V241H162ZM175 242V241H174ZM173 242V243H174ZM187 242V240H186ZM218 242V241H217ZM79 243V245H78ZM81 243V244H80ZM86 243V242H84ZM116 243V244H115ZM151 243V242H150ZM176 243V242H175ZM195 243V241H193V244ZM201 243V242H200ZM100 244V245H99ZM125 244V243H124ZM123 244V245H124ZM155 244V242H154ZM162 244V243H161ZM187 244V243H186ZM203 244V243H202ZM86 245V244H85ZM106 242H105V246H106ZM114 245H111V250H107L108 252L112 251V255L109 256V258H115V256L117 255V247H113ZM177 245V244H176ZM176 245L175 248L172 247V249L176 250ZM183 245V244H182ZM192 245V244H190ZM196 245V244H195ZM58 246V247H59ZM79 246V247H78ZM82 246V247H81ZM87 246V245H86ZM84 247L85 249H88L87 247ZM92 246V247H93ZM104 246V244H103ZM151 246V245H150ZM164 246V245H163ZM184 246V245H183ZM187 246V245H185ZM184 246V247H185ZM203 248V245H201ZM91 247V246H90ZM107 247V246H106ZM120 247V246H119ZM140 247V246H139ZM157 247L158 244H157ZM199 247V246H198ZM60 248V247H59ZM56 248V249H59ZM105 248V247H104ZM166 248V247H165ZM188 248V247H187ZM92 249V248H90ZM107 249V248H105ZM109 249V247H108ZM119 249V248H118ZM128 249V248H127ZM168 249V248H166ZM170 249V247H169ZM222 249V248H221ZM53 250H55L53 248ZM61 250V249H60ZM96 250V249H95ZM193 250V249H192ZM201 250V249H200ZM228 250V249H227ZM56 251V250H55ZM90 254L92 258L93 256L96 257V259L99 257L97 254V256L95 255V251L92 252V250ZM100 251H103L102 253ZM106 251V252H107ZM153 251V250H152ZM172 251V250H171ZM177 251V250H176ZM175 251V252H176ZM196 251V250H195ZM210 251V250H209ZM221 251V250H220ZM61 251H59L60 253ZM80 252V253H79ZM85 252V251H84ZM87 252V250H86ZM121 252V251H120ZM155 252V251H154ZM184 252V251H183ZM182 252V253H183ZM199 252V250H198ZM217 252V251H216ZM225 252V251H224ZM264 252V251H263ZM89 254V252H87ZM148 253V252H147ZM146 253V254H147ZM153 253V252H152ZM197 253V252H196ZM55 254V252H54ZM84 255L83 257L80 255ZM86 254V253H85ZM107 254V253H104ZM120 254V253H118ZM126 254H129L128 252ZM161 254V253H160ZM166 254V253H165ZM176 254V253H175ZM184 254V253H183ZM182 254V255H183ZM188 254V253H187ZM207 254V252H206ZM238 254V252H237ZM264 254V253H263ZM154 255V253L152 254V256ZM156 255V253H155ZM162 255V254H161ZM209 255V254H207ZM211 255V254H210ZM221 255V254H219ZM58 256V255H57ZM90 255H88V257H91ZM165 256V255H164ZM186 256V254H185ZM56 257V256H55ZM74 257H71L74 259ZM94 257V259H95ZM100 257H105L103 258L106 261V256H100ZM131 257V256H130ZM157 257V256H156ZM179 257V256H178ZM188 257V256H187ZM203 257V256H202ZM200 258V263L203 262V264H212V262L209 259H203ZM206 257V256H205ZM215 257V255H214ZM213 257V258H214ZM230 257V256H229ZM228 257V258H229ZM82 258V259H81ZM164 258V257H163ZM177 258V257H176ZM186 258V257H185ZM184 258V259H185ZM217 258V257H216ZM227 258V259H228ZM61 259V256H60ZM66 261L67 258L65 256ZM70 259V258H69ZM68 259V261H70ZM74 259V261H75ZM100 259V258H99ZM98 262L102 259L99 260ZM157 259V258H155ZM167 259V258H166ZM169 259V258H168ZM167 259V260H168ZM187 259V258H186ZM185 259V260H186ZM194 259V258H193ZM104 260H102L104 262ZM146 260V259H145ZM144 260V262H145ZM162 260V259H160ZM215 260V259H214ZM263 260V261H262ZM64 261V260H63ZM72 261V262H74ZM101 261V262H102ZM169 261V260H168ZM179 261V260H178ZM190 261V260H189ZM86 262V261H85ZM92 262V261H91ZM99 262V263H101ZM102 262V263H103ZM108 262V261H107ZM106 262V264H107ZM159 262V261H158ZM171 262V261H170ZM177 262V261H176ZM191 262V261H190ZM216 262V261H215ZM234 262V261H233ZM96 263V261L94 262ZM110 263V260L108 262V264ZM113 263V262H112ZM148 263V262H147ZM151 263V262H149ZM235 263V262H234ZM67 264H69V262H67ZM73 264V263H72ZM80 264V263H79ZM93 264V262H92ZM124 264H128V260L126 258H124ZM153 264V263H152ZM157 264V262H156ZM165 264V262H164ZM179 264V263H178ZM189 264V263H187ZM222 264V263H220Z\"/></svg>", "mask_w": 264, "mask_h": 264}]
</instances>
